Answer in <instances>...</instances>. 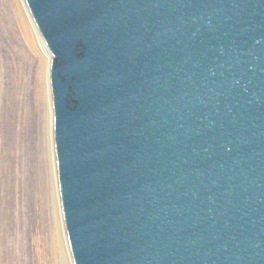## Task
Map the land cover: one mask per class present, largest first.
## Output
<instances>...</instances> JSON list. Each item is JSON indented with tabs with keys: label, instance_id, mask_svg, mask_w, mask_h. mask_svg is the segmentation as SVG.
I'll return each instance as SVG.
<instances>
[{
	"label": "water",
	"instance_id": "95a60500",
	"mask_svg": "<svg viewBox=\"0 0 264 264\" xmlns=\"http://www.w3.org/2000/svg\"><path fill=\"white\" fill-rule=\"evenodd\" d=\"M26 2L76 264H264V0Z\"/></svg>",
	"mask_w": 264,
	"mask_h": 264
},
{
	"label": "bare ground",
	"instance_id": "6f19581e",
	"mask_svg": "<svg viewBox=\"0 0 264 264\" xmlns=\"http://www.w3.org/2000/svg\"><path fill=\"white\" fill-rule=\"evenodd\" d=\"M27 5L26 0H0L1 38L10 39V43L16 44L11 50L14 66L10 77L11 97L15 105L11 108L13 118L14 115H21V121L28 124L31 112L37 107L43 119L40 129L36 125L33 129L29 123L25 145L12 132L11 148L25 152L24 162L32 182L28 187L29 213L22 216L23 226L19 230V237L16 239L13 236L9 240L13 242L11 246L16 258L23 259V264H76L66 229L56 163L55 104L50 73L54 55L46 46ZM18 40L26 47H19Z\"/></svg>",
	"mask_w": 264,
	"mask_h": 264
},
{
	"label": "rangeland",
	"instance_id": "374dc122",
	"mask_svg": "<svg viewBox=\"0 0 264 264\" xmlns=\"http://www.w3.org/2000/svg\"><path fill=\"white\" fill-rule=\"evenodd\" d=\"M10 42V39L1 38L0 35V264H23V259L18 260L16 253L12 251L13 246L11 245L13 242L9 239L13 236L16 239L19 237V230L23 226L22 216L25 217V213H29L30 188L28 187L32 182V176L27 170L26 162H24L26 161L25 152L23 153L22 149L17 151V149L11 148L13 142L12 132L16 133L18 140L23 141L25 145L29 123L33 129L36 126L40 129L43 119L42 114L37 111V107L31 112L28 124L21 121V115H18V117L14 115L13 118L11 108L15 105L13 97H11L10 87L12 88V83L10 82H12V78L10 77L14 72L12 71L14 66L11 50L16 44ZM23 45L24 43L18 46L23 47ZM24 46L26 47V45ZM14 141L16 142V139Z\"/></svg>",
	"mask_w": 264,
	"mask_h": 264
}]
</instances>
